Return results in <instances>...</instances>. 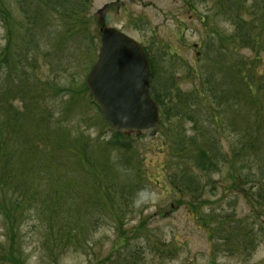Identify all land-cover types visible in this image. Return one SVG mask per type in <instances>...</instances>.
Returning <instances> with one entry per match:
<instances>
[{
  "label": "rangeland",
  "instance_id": "1",
  "mask_svg": "<svg viewBox=\"0 0 264 264\" xmlns=\"http://www.w3.org/2000/svg\"><path fill=\"white\" fill-rule=\"evenodd\" d=\"M108 27L160 109L127 146L85 84ZM0 264H264V0H0Z\"/></svg>",
  "mask_w": 264,
  "mask_h": 264
},
{
  "label": "water",
  "instance_id": "2",
  "mask_svg": "<svg viewBox=\"0 0 264 264\" xmlns=\"http://www.w3.org/2000/svg\"><path fill=\"white\" fill-rule=\"evenodd\" d=\"M86 83L112 129L157 134L160 113L149 89L150 66L136 40L116 28L103 29L98 60Z\"/></svg>",
  "mask_w": 264,
  "mask_h": 264
},
{
  "label": "trees",
  "instance_id": "3",
  "mask_svg": "<svg viewBox=\"0 0 264 264\" xmlns=\"http://www.w3.org/2000/svg\"><path fill=\"white\" fill-rule=\"evenodd\" d=\"M128 138H130V136H125V135H120L118 133H115V135H114L112 141H110V143L115 144V145L118 144L121 146H127L128 142H126L125 139L127 141H129Z\"/></svg>",
  "mask_w": 264,
  "mask_h": 264
}]
</instances>
